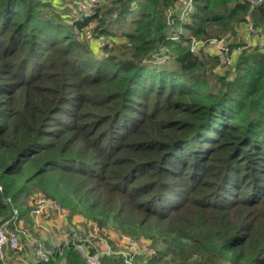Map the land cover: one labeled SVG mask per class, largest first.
<instances>
[{
	"label": "trees",
	"instance_id": "1",
	"mask_svg": "<svg viewBox=\"0 0 264 264\" xmlns=\"http://www.w3.org/2000/svg\"><path fill=\"white\" fill-rule=\"evenodd\" d=\"M79 1L65 20L53 2L0 0V224L31 234L41 195L97 235L148 240L134 264H264V46L229 64L191 50L230 53L247 24L260 39L264 2L100 0L85 16ZM86 231L32 264H88Z\"/></svg>",
	"mask_w": 264,
	"mask_h": 264
},
{
	"label": "rangeland",
	"instance_id": "2",
	"mask_svg": "<svg viewBox=\"0 0 264 264\" xmlns=\"http://www.w3.org/2000/svg\"><path fill=\"white\" fill-rule=\"evenodd\" d=\"M43 1L44 2H53L54 6H55L54 8L57 9L58 12H60L61 15L64 16L65 20L66 19L68 20V18L69 19L71 18V15L72 14L70 12L71 11L70 8L73 5V1H69V0H43ZM191 8H192V4L189 2L188 4H180L177 9L178 10H181V15H184L186 12L190 11ZM68 11H69V14H68V17L66 18L65 15H66V13ZM132 16L135 17L136 15L133 14ZM124 20H125V22H128L129 21V19H127V20L124 19ZM92 26H93V23H90V25L87 27V30H89ZM123 27L124 26H119V27L114 26L113 28L116 30V34L118 35L121 32V30L123 29ZM249 33H250V31H249ZM249 33L243 27L240 30L237 29V32L235 34H232L231 36H229V38H228V44L230 45V47L232 48V50L234 49L236 51L235 52V56H238V51L241 52L244 49H248V48H251L252 47L253 40L255 38V35L253 36V35H251V33L250 34ZM76 36L79 38V36L77 34H76ZM101 41L103 43L105 42L103 39H101ZM212 42H215L217 44L221 43V41H215V40H213ZM261 43H262V45H261L260 48H262V46H264V43L263 42H261ZM209 45H203L201 47V50L204 51V50H206V47H210L211 48L210 51L211 52H215V49H214L215 47H212V46H209ZM95 48H97V47H95ZM196 49L197 48H195V50ZM221 56H222V54L219 53V58H218L219 60H221L222 62L223 61L229 62L230 57L228 55L227 56H224V57H221ZM217 70H219V69L217 68ZM36 199H42V200L45 199L48 203L50 202L44 196L37 195V196H35V199L31 198V205L30 206L32 207V209L34 207V203H32V201H34ZM42 207H43L42 211H44V212H42V214H40L39 216H34L35 218L36 217L37 218L43 217V216L49 214V212H53V211H55L58 214V215L54 216L53 213H51V215H50L51 219H49L45 223L46 228H47V231L50 232L51 235H54L57 240L64 239L62 241L66 243L68 240L71 239V236L68 233H66L64 230L68 229L70 231H74V230H76L78 228V226H75L74 224L80 223V227H82L81 228L82 230L87 229L86 235H89L90 236L92 234V235L97 236L96 239H97V242L99 243V251H100L98 253V255H101L102 252L104 251L102 249V247L106 245V240L108 241V239H111L113 242H115L114 243V246H116L118 248H121V249H118V250H114L113 248H111V251H113V252H118V253L124 254L125 252H130L133 249V244H131V248H130L128 246L127 242L125 241V239L118 238L119 237V234L116 233L115 231L109 229V228H105V230H104V237H103V236H101L100 233H98V235L96 234V232H97V230H95L96 227L93 224L92 225L89 224L88 223L89 221L85 220L84 218H82L79 215L69 214L67 210L63 209L59 205H57V209L56 210H52L53 208H50L51 206H45V204ZM31 217H32V215H31ZM63 218H66L65 222H64V219ZM73 219H75V220H77L79 222L78 223L77 222L74 223L73 222ZM63 231H64V233H63ZM32 237L35 240H38V241L42 242L39 238H37L35 236H32ZM75 239L78 240V236L75 237ZM147 241L148 240H146L144 242H147ZM144 242H141V243L140 242H137L138 244H140L139 246L136 245L137 252L140 251V250H142V249L147 250V248L149 247V243L150 242L149 241L147 242L148 243V246H146V243H144ZM21 243H22V245H24L26 243L25 239L22 238L21 239ZM108 246H110V245H108ZM111 246H113V244ZM128 248H130V249H128ZM81 253H82V251H81ZM114 254H117V253H114ZM135 256H137V254ZM9 259H10V261H9ZM12 259H13V257H8V256L5 257L4 264H17L16 262L12 261ZM133 264H134V260H133Z\"/></svg>",
	"mask_w": 264,
	"mask_h": 264
},
{
	"label": "built area",
	"instance_id": "3",
	"mask_svg": "<svg viewBox=\"0 0 264 264\" xmlns=\"http://www.w3.org/2000/svg\"><path fill=\"white\" fill-rule=\"evenodd\" d=\"M99 1L100 0H80L77 3V11L80 14L88 16L92 13L93 9L97 6ZM250 1H251V5H253L255 3L264 2V0H250ZM246 30L248 31V33L250 31L251 35H253V36L255 35L253 25L247 24ZM87 36L89 37V31H87ZM263 38H264V34H262V36L260 37L261 42H263ZM212 41L205 44V42L203 40L192 39L191 50L195 51V48L198 49V48L202 47L203 45H209L211 43L209 46L215 47L214 48L215 53H217L218 58H219V53L222 54L221 57L230 55L229 56L230 57L229 62H231L232 56L235 55L236 51L232 50L229 53V47H228L227 43L224 42L223 39L215 40V41H221V43H219V44L212 42ZM97 43L99 46H102L104 44L101 40H98ZM208 48L211 49L210 47H208ZM229 62H227V63L229 64ZM33 199H35V197ZM32 203H34V207L31 210V213L33 216H39L40 214H42V212H44V211H42V209H43L42 206H44V204H45V206H51L50 208H53L52 210L57 209V205L54 202L50 201L48 203L45 199H43V200L42 199H36ZM19 223H20V221H18L17 226L14 228L15 231L9 230L6 227V225H7L6 223L0 224V261L4 264L5 255H6L7 251L18 252V251L22 250V248H23V245L21 243L22 238L27 239V241L29 242V245L31 248V256L33 257L34 260L49 261V259L53 255V250L51 249V247L46 246V244L43 242L35 240L28 230H24L21 228L22 226H19ZM96 237L97 236L92 235V234L90 236L88 235L87 241L94 242L96 245L98 244V246H99V243L97 242ZM118 238L125 239V241L127 242L128 246L130 248H131V244H133V249L130 252H125L124 254H122L123 256H125V262H127L128 264H133V260H134L135 255L137 253H140V252L145 251V250L142 249V250L137 252L136 245L139 246L140 244H138L135 241H132L130 238H128L127 236H125L123 234L119 235ZM80 239L84 240V239L80 238V236H78V240H80ZM144 243H146V246H148L147 242H144ZM108 245H110V244H108V241L106 240V245L102 247V249L104 250L102 252V254H104V253H106V254L118 253V252L111 251L112 246L111 245L108 246ZM77 246L79 249H81L82 254L86 258V262L88 264H99L98 258L102 255V254L98 255V253L100 252L99 249L95 254H89L83 246H81V245H77ZM130 248H128V249H130ZM17 264H20V263H17Z\"/></svg>",
	"mask_w": 264,
	"mask_h": 264
},
{
	"label": "crops",
	"instance_id": "4",
	"mask_svg": "<svg viewBox=\"0 0 264 264\" xmlns=\"http://www.w3.org/2000/svg\"><path fill=\"white\" fill-rule=\"evenodd\" d=\"M69 1H73L74 2V0H69ZM71 8H73V5H72ZM256 41H260L261 42L260 39L259 40H256L254 38L253 44ZM51 213H53L54 216L58 215L55 211H53V212H49V214H47V215H45L43 217H39V218H37V217L35 218L34 216H32L31 219H32L33 224H32L31 227H29V228H31L30 230L32 231V233H31L32 236H35V237L39 238L48 247H50L52 245H58L60 242H62V240H64V239L57 240L54 235H51V233L47 231V228H46L45 223L49 219H51V217H50ZM63 219H64V222H65L66 218H63ZM73 222L74 223H76V222L78 223L79 221L73 219ZM74 225L75 226H78V228H82V227H80V223L74 224ZM19 226H23L21 221L19 223ZM64 231L66 233H68L69 230L66 229ZM64 231H63V233H64ZM25 241H26V243L23 245L22 250H20L18 252L7 251L5 257H7V256L8 257H13L12 261H14L16 263H20V264H32L34 262V259L31 256V248H30V245H29V242L27 241V239H25ZM9 261H10V259H9Z\"/></svg>",
	"mask_w": 264,
	"mask_h": 264
}]
</instances>
